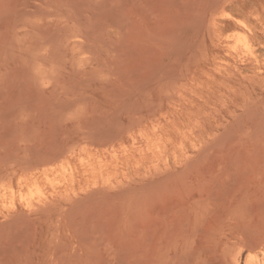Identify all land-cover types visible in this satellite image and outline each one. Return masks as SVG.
I'll return each mask as SVG.
<instances>
[{"label": "rangeland", "instance_id": "374dc122", "mask_svg": "<svg viewBox=\"0 0 264 264\" xmlns=\"http://www.w3.org/2000/svg\"><path fill=\"white\" fill-rule=\"evenodd\" d=\"M0 198V264L264 260V0H0Z\"/></svg>", "mask_w": 264, "mask_h": 264}, {"label": "bare ground", "instance_id": "6f19581e", "mask_svg": "<svg viewBox=\"0 0 264 264\" xmlns=\"http://www.w3.org/2000/svg\"><path fill=\"white\" fill-rule=\"evenodd\" d=\"M227 15V14H226ZM229 15V14H228ZM225 17V16H224ZM229 17V16H228ZM227 17V18H228ZM232 18V17H231ZM230 19V18H229ZM237 23H239V25H240V27L241 28H243V29H245V30H248L249 31V27H248V25L245 23V22H243V21H238ZM251 31V30H250ZM252 32V31H251ZM236 34V33H235ZM228 35H230V34H228ZM234 35V34H233ZM234 37H236V39H237V42H239V43H241V44H239L240 46L242 45V47L243 48H245V52H247L246 54H248L249 55V57H250V59L251 60H254V61H256V56H255V53H254V50H253V46H252V44H251V41H250V39H249V37H248V35L246 34V33H237L236 34V36H234ZM229 38V37H228ZM227 38V39H228ZM231 39H232V37H231ZM228 40H230V39H228ZM236 45V44H235ZM234 47V46H233ZM242 47H240V48H242ZM234 48H236V47H234ZM237 48H238V45H237ZM237 48H236V50H237ZM255 49V48H254ZM239 50V49H238ZM237 50V51H238ZM261 50V49H260ZM232 51H234V50H232ZM243 51V50H242ZM242 51H241V53H242ZM244 52V51H243ZM259 52H261V51H259ZM245 54V55H246ZM226 55H228V54H226ZM229 56V55H228ZM262 56V55H261ZM240 57V56H239ZM247 57V56H246ZM242 58V57H241ZM241 58H239V59H241ZM244 61V60H243ZM258 61V60H257ZM258 63V62H257ZM220 68V67H219ZM257 72H259L260 73V71H257ZM180 80V79H179ZM175 84H177V83H175ZM172 96V95H171ZM169 98V97H168ZM169 99H171V98H169ZM252 102V101H251ZM180 103V102H179ZM252 104V103H251ZM163 106V105H162ZM155 112V111H154ZM153 114V113H152ZM144 118V117H143ZM146 119V118H145ZM200 120V119H199ZM192 121V120H191ZM190 121V122H191ZM203 125V124H202ZM134 126V125H133ZM140 126H142V125H140ZM134 128V127H133ZM192 131H194V129H192ZM190 132V134H188V137L190 138L191 136H192V134H193V132ZM128 132V131H127ZM134 132V131H133ZM143 132H145V131H143ZM188 131H186V133H187ZM198 132V131H197ZM131 134V133H130ZM129 134V135H130ZM157 139V138H156ZM121 140V139H120ZM136 140V139H135ZM141 140L142 141H140V142H142V145L143 144H146L145 146H144V149H145V147H146V150H152V153H154L155 155H156V157H161L164 153H165V150L159 145V142H156L155 141V143H154V141L152 140V139H150V137L149 136H147V135H145V134H143V135H141ZM110 140H108V142H109ZM113 141V140H112ZM115 141V140H114ZM118 141V140H117ZM158 141H160V140H158ZM107 142V141H106ZM107 142V143H108ZM116 142V141H115ZM135 142V141H134ZM133 142V143H134ZM95 143V142H94ZM110 143H111V141H110ZM136 143V142H135ZM215 143V142H214ZM100 144V143H99ZM101 145V144H100ZM85 146V145H84ZM165 146V145H164ZM105 147V146H104ZM134 147V146H133ZM211 147V146H210ZM85 148V147H84ZM88 148V147H87ZM91 148H93V147H91ZM106 148H107V146H106ZM178 148H180V147H178ZM213 148V147H212ZM83 149V148H82ZM114 149V148H113ZM197 149V148H196ZM202 149V148H201ZM74 151V150H73ZM81 151V150H80ZM79 151V152H80ZM107 151V150H106ZM75 152V151H74ZM82 152V151H81ZM125 155L128 153V151H127V149L126 150H124V152H123ZM205 153V152H204ZM113 155V157H115L116 159H118L119 158V155H118V153L117 152H115L114 151V154H112ZM63 156H65V155H63ZM195 156V155H194ZM66 157V156H65ZM172 159V158H171ZM175 160H176V158H175ZM197 161V160H196ZM81 162H82V166L84 167V169L86 170V172H90V173H92V174H98V173H101L103 170H104V168H105V166H106V164L107 163H105L104 162V160H102V159H99V166L98 167H96V166H94V164H93V160H92V158H85V159H81ZM63 163V162H62ZM68 163V162H67ZM167 163H168V161H167ZM195 163V162H194ZM49 164V163H48ZM51 164V163H50ZM110 164V163H109ZM43 165V164H42ZM53 165H55V164H53ZM53 165H51L52 166V168L54 169V167H53ZM59 165H61V164H59ZM71 166V165H70ZM48 167H49V165H48ZM44 169V168H43ZM51 169V168H50ZM35 170V169H34ZM31 171H33V169L31 170ZM31 171H29V172H31ZM43 171V170H42ZM54 172H56V173H58V175H57V184H56V187H57V185L59 184L60 186L62 185V186H69V185H71L72 183L74 184V179H75V177H76V169H74V168H72V167H69V166H63V164H62V168H60V169H58V170H53ZM52 171V172H53ZM28 172V173H29ZM38 172V171H37ZM107 172V171H106ZM45 175H46V177H44L45 178V180H46V183H48L49 185H55L54 183V177L52 178V179H50V173H49V171H46L45 173H44ZM88 174V173H87ZM26 175V174H25ZM44 175V176H45ZM56 175V174H55ZM110 175V174H109ZM25 177V176H24ZM59 177V178H58ZM88 178V177H87ZM109 178H110V176H109ZM23 179V178H22ZM26 179V178H25ZM83 179V178H82ZM20 180H21V178H20ZM26 180H28V179H26ZM26 180H24L22 183H24L25 185H26V187H28L29 189H30V195H29V197L28 196H26V194L24 195V194H22L21 196H20V201H22L24 204H26L27 206H29V207H31L32 206V198H35V197H38L39 199H40V202L41 201H43L44 199H45V196H46V193H45V188H43L40 184H39V182H36V180H35V182L34 183H32V184H29ZM44 180V179H43ZM56 180V179H55ZM107 182H109V180H107ZM20 183V182H19ZM107 184H109V183H107ZM97 186V185H96ZM95 186V187H96ZM3 187V186H2ZM1 187V188H2ZM22 187V186H21ZM53 188H54V186H52ZM55 187V188H56ZM97 188V187H96ZM19 189V188H18ZM14 191V190H13ZM73 191V190H72ZM20 192V191H19ZM47 192V191H46ZM4 193V192H3ZM12 193V192H11ZM15 194V193H14ZM28 194V193H27ZM7 195H9V194H7ZM18 195V194H17ZM3 196V195H2ZM12 196V195H11ZM15 196V195H14ZM4 197V196H3ZM47 197V196H46ZM5 198V197H4ZM3 198V199H4ZM10 198H13V197H10ZM16 198V197H15ZM14 198V199H15ZM62 198V197H61ZM70 198V197H69ZM68 198V199H69ZM77 198V197H76ZM3 199H1L0 198V200H3ZM7 199V198H6ZM4 201V200H3ZM6 201V200H5ZM9 202V201H8ZM12 202V201H11ZM21 202V203H22ZM39 203V202H38ZM4 204V203H3ZM10 205H12V204H10ZM13 205H15V204H13ZM41 205V204H40ZM46 206V205H45ZM14 209V208H13ZM261 243H263L264 244V239H263V241L261 240ZM256 245H261V244H259V243H257ZM256 245H255V247L254 248H256ZM252 250V249H251ZM253 251V250H252ZM248 255V254H247ZM241 256V255H240ZM242 258V257H241ZM246 258H247V256H246ZM249 258V257H248ZM237 262H239V261H237ZM246 264H264V260H261L258 256H252L251 255V257L247 260V262H246Z\"/></svg>", "mask_w": 264, "mask_h": 264}]
</instances>
